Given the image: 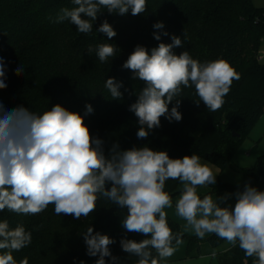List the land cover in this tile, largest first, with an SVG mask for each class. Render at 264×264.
<instances>
[{"label":"trees","instance_id":"obj_1","mask_svg":"<svg viewBox=\"0 0 264 264\" xmlns=\"http://www.w3.org/2000/svg\"><path fill=\"white\" fill-rule=\"evenodd\" d=\"M146 11L133 16L109 14L101 8L90 33H80L70 21L56 22L62 8H73L72 0H0V56L6 68V89L0 90V101L6 109L17 107L43 113L55 104L70 111L85 113L91 104L93 113L84 117L92 135L104 142L108 156L113 145L119 150L148 146L153 150L167 151L170 158H183L196 154L222 170L230 161L244 131L249 130L264 112V63L260 60V47L264 40V7L255 6L252 0H146ZM107 20L117 35L111 40L97 32ZM162 21L163 30L153 25ZM161 32V40L153 37ZM166 31L169 35L164 36ZM172 35L180 37L182 47L175 48L179 55L187 51L201 63L224 59L240 74L234 80L223 106L215 112L206 108L194 86H181L179 111L182 120L169 122L161 117V126L149 130L145 139L136 136L140 125L129 106L136 102L144 82L133 80V73L122 65L137 45L149 51L160 42L171 43ZM110 43L116 55L101 62L95 51L88 47ZM23 68L17 75L15 70ZM114 77L122 82L121 99H113L105 87L106 80ZM199 102V106L197 103ZM236 132L239 136H233ZM179 180L165 182V191L173 197ZM245 184L264 191V153L255 163L244 169L243 181L232 184L216 178L212 191L236 193ZM107 188L111 184L106 185ZM202 198V197H201ZM127 209L120 208L100 196L96 211L79 220L68 215H56L54 205L37 215H24L5 209L0 222L7 220L10 228L22 224L32 233V242L13 257L17 264L28 259V264H95L98 257L86 254L83 233L88 227L115 240L110 245L115 264H137L138 257L121 249L120 240L137 242L147 238L127 232L122 220ZM168 224L175 234H182L189 253L206 241L214 250L225 243L215 234L199 239L195 234L181 231L179 224L167 215ZM37 226H39L37 228ZM36 229V230H34ZM175 243V242H173ZM6 250H0V254ZM218 264H254L255 257H247L237 246L216 252ZM153 255H156L153 250ZM106 264H113L106 257Z\"/></svg>","mask_w":264,"mask_h":264},{"label":"clouds","instance_id":"obj_2","mask_svg":"<svg viewBox=\"0 0 264 264\" xmlns=\"http://www.w3.org/2000/svg\"><path fill=\"white\" fill-rule=\"evenodd\" d=\"M73 8H62L56 22L70 21L80 33L93 29L101 8L109 14L133 16L146 11V0H72ZM158 21L155 30H163ZM109 40L117 35L105 19L96 29ZM162 35L168 36L166 31ZM154 39L161 40V32L154 31ZM171 43L160 42L150 51L142 45L135 46L122 67L133 73V80L144 82L135 103L129 111L138 118V139H145L149 130L161 126V117L172 122L182 120L178 110L181 100L174 98L181 86H194L195 92L208 110L220 109L234 80L240 74L224 59L205 63L192 58L187 51L177 55L175 48L182 47L180 37L172 35ZM95 51L101 62L116 55V47L110 43L88 47V54ZM17 75L22 67L15 70ZM5 61L0 56V90L6 89ZM105 87L113 99H121L122 82L114 77L106 80ZM199 106V102H196ZM93 113L91 104L85 105V113L70 111L55 104L43 113L24 107L6 109L0 101V212L5 209L24 215H37L51 204L56 215H68L79 220L96 211L100 196L127 209L122 227L127 232L144 235L137 242L121 239V249L135 257L137 264H167L183 243L182 234H175L168 224L165 208H171L172 197L166 192L165 182L179 180L183 190L175 204L176 214L187 222L199 239L215 234L229 245L239 246L245 256L255 257L254 264H264V191L250 184L238 190L234 208L221 206L229 195L201 198L198 187L215 185L217 172L200 156L192 154L183 158H170L167 151L153 150L148 146L119 150L113 145L105 155L104 142L94 137L84 117ZM111 184L110 188L106 185ZM39 226H37L38 228ZM36 230V229H34ZM86 254L98 257L95 264H106V257L113 264L110 245L115 240L106 234L94 232L88 227L83 233ZM32 242V233L22 224L15 228L9 222H0V264H17L14 251ZM175 242V243H173ZM153 250L156 255H153ZM216 251L200 260L215 258ZM19 264H28L22 259ZM83 264V262H81ZM188 264V262H186Z\"/></svg>","mask_w":264,"mask_h":264},{"label":"rangeland","instance_id":"obj_3","mask_svg":"<svg viewBox=\"0 0 264 264\" xmlns=\"http://www.w3.org/2000/svg\"><path fill=\"white\" fill-rule=\"evenodd\" d=\"M255 6L264 7V0H252ZM260 60L264 63V40L262 41L260 51ZM264 153V112L256 120L253 126L244 131L237 143V147L231 156L229 163L222 169L219 178L222 181H227L232 184H239L244 178V169L251 167L258 156ZM229 245L227 242L223 243L218 248V251H222V248ZM211 264H218L217 258H210ZM193 262V261H191ZM186 264V263H177ZM194 264V263H189Z\"/></svg>","mask_w":264,"mask_h":264},{"label":"crops","instance_id":"obj_4","mask_svg":"<svg viewBox=\"0 0 264 264\" xmlns=\"http://www.w3.org/2000/svg\"><path fill=\"white\" fill-rule=\"evenodd\" d=\"M201 162L209 164V166L213 169V171L218 173L217 177L220 176L221 171H222V170H220V168H218L214 164H212V163H210V162H208L202 158H201ZM225 182H227V181H225ZM182 190H183V185L179 181L178 191L172 200L173 206L171 208H165L164 210L171 219H173L174 221H176L179 224L181 231L183 233L188 234V235H194L195 234L194 231H192L190 228L187 227V222L176 214L175 204H176L177 200L179 199ZM197 193L202 198L205 195H211L213 197V199H216V197H223L226 194H231V195H229V198L226 201L221 202V206L222 207L230 206L232 208H234V206H235V202H236V198L234 195L235 193H230V192L222 191V190L212 191L210 185L198 187ZM208 235L209 234H206L205 237H207ZM229 246L230 245H227L226 247L222 248V251L226 250ZM212 251L218 252V250H214L210 246L209 243H207L206 241H202L197 248L192 249L188 253L187 249H186V243L183 242L178 247V250L176 251V253L171 258H168L167 264H177V263H186V262H188V264L189 263L211 264L210 261L200 260V257L202 255L210 257ZM191 261H193V262H191Z\"/></svg>","mask_w":264,"mask_h":264},{"label":"water","instance_id":"obj_5","mask_svg":"<svg viewBox=\"0 0 264 264\" xmlns=\"http://www.w3.org/2000/svg\"><path fill=\"white\" fill-rule=\"evenodd\" d=\"M232 135H233V136H239V134L236 133V132H232Z\"/></svg>","mask_w":264,"mask_h":264}]
</instances>
